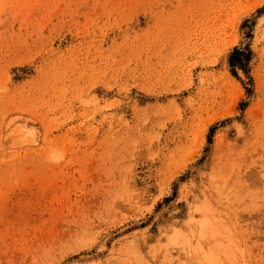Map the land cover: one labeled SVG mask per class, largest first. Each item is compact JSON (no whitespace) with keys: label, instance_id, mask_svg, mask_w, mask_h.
I'll use <instances>...</instances> for the list:
<instances>
[{"label":"rangeland","instance_id":"374dc122","mask_svg":"<svg viewBox=\"0 0 264 264\" xmlns=\"http://www.w3.org/2000/svg\"><path fill=\"white\" fill-rule=\"evenodd\" d=\"M0 264H264V0H0Z\"/></svg>","mask_w":264,"mask_h":264},{"label":"trees","instance_id":"16d2710c","mask_svg":"<svg viewBox=\"0 0 264 264\" xmlns=\"http://www.w3.org/2000/svg\"><path fill=\"white\" fill-rule=\"evenodd\" d=\"M242 26L243 24H241V27ZM251 57L252 53L247 44L242 47H232L226 57L229 72L234 74L235 70H240L247 78H249L248 64Z\"/></svg>","mask_w":264,"mask_h":264}]
</instances>
